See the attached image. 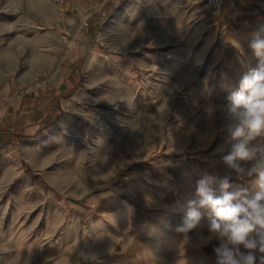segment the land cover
Listing matches in <instances>:
<instances>
[{"label":"rangeland","instance_id":"1","mask_svg":"<svg viewBox=\"0 0 264 264\" xmlns=\"http://www.w3.org/2000/svg\"><path fill=\"white\" fill-rule=\"evenodd\" d=\"M97 2L70 106H54L49 123L0 149V264H214L206 219L186 235L174 227L203 177L253 190L222 162L230 141L221 106L256 64L249 44L264 35V0H227L219 13L199 0ZM168 55L182 59L183 76H164L173 64L158 59Z\"/></svg>","mask_w":264,"mask_h":264},{"label":"crops","instance_id":"2","mask_svg":"<svg viewBox=\"0 0 264 264\" xmlns=\"http://www.w3.org/2000/svg\"><path fill=\"white\" fill-rule=\"evenodd\" d=\"M101 13L102 5L97 0H0V93H36L18 101L0 97V149H11L18 134L35 133L49 123L54 106H70L72 99L67 94L78 84L83 71L79 65L83 57L80 44L92 37ZM80 30L87 35L80 36ZM15 45L24 46L22 53H26L16 84L12 82ZM98 55L96 48L89 67ZM158 61L173 64L170 69L165 67L164 76L184 75L181 58L168 55ZM133 64L130 61L131 84L135 78ZM155 229L147 227L139 234Z\"/></svg>","mask_w":264,"mask_h":264},{"label":"clouds","instance_id":"3","mask_svg":"<svg viewBox=\"0 0 264 264\" xmlns=\"http://www.w3.org/2000/svg\"><path fill=\"white\" fill-rule=\"evenodd\" d=\"M249 47L256 64L221 106L230 141L222 162L237 178H249L253 190L230 192L228 176L203 177L197 181V198L188 201L182 222L174 227L186 235L206 219L218 240L214 264H264V35Z\"/></svg>","mask_w":264,"mask_h":264},{"label":"built area","instance_id":"4","mask_svg":"<svg viewBox=\"0 0 264 264\" xmlns=\"http://www.w3.org/2000/svg\"><path fill=\"white\" fill-rule=\"evenodd\" d=\"M60 2L62 0H56ZM227 0H199L206 8H208L213 13H219L224 8ZM87 25V22H84Z\"/></svg>","mask_w":264,"mask_h":264}]
</instances>
